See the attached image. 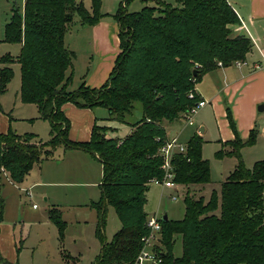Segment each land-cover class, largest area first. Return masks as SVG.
Wrapping results in <instances>:
<instances>
[{
	"label": "trees",
	"instance_id": "trees-1",
	"mask_svg": "<svg viewBox=\"0 0 264 264\" xmlns=\"http://www.w3.org/2000/svg\"><path fill=\"white\" fill-rule=\"evenodd\" d=\"M92 1L93 13L77 0H25L23 13L13 8L5 41L20 43L21 51L16 57L0 56L5 65L0 69V95L14 77L11 65L19 63L21 100L37 105L39 117L50 123L51 130L47 141L34 133L0 131V167L19 184L59 147L85 151L98 159L103 170L101 197L91 204L97 210L96 235L101 242L96 264H134L148 232L149 186L165 173L161 148L168 135L164 123L180 120L197 103V91L194 97L190 93L206 73L220 67L219 62L228 67L246 60L254 43L246 34L234 32L241 19L228 0H179L180 6L157 0L162 3L135 12L127 10L131 0H126V6L122 4L114 15L121 51L109 79L101 87L84 82L69 90L76 53L67 47L65 35L76 16L86 25L104 16L101 0ZM136 102L141 103L143 116L131 124L132 132L125 138H109L111 128L99 124L89 140L70 138L66 103L104 107L108 120L127 122ZM230 123L235 131L232 119ZM256 140L255 129L246 141L236 133L227 144L238 164L221 190H214L207 201L187 195L183 219H162L165 264H264V159L247 168L241 158V150ZM203 142L195 133L186 151L175 156L176 183L210 182ZM109 205L115 208L121 227L111 241H105ZM59 211L52 208L50 217L63 237L65 222ZM175 234L182 235L180 257L172 253Z\"/></svg>",
	"mask_w": 264,
	"mask_h": 264
},
{
	"label": "rangeland",
	"instance_id": "rangeland-1",
	"mask_svg": "<svg viewBox=\"0 0 264 264\" xmlns=\"http://www.w3.org/2000/svg\"><path fill=\"white\" fill-rule=\"evenodd\" d=\"M163 1L174 6L181 5L179 0ZM77 2L82 3L90 13H93L92 0H77ZM229 2L241 13L248 10L247 0H230ZM24 3L25 0H0V56L10 54L16 57L20 54V43L5 41V27L12 19L13 8L17 7L20 13H23ZM160 3L162 2L157 0H131L126 6V0H101L100 11L104 15L114 16L122 4L126 6L129 12H135L147 5L158 6ZM245 19L250 28L253 29L255 26L256 35L259 36L254 38V42V39L246 31L243 33L249 36L255 44L251 52L252 55L248 58L250 65H252L253 61L260 63L263 57L264 48L261 45L264 46V13L259 17L249 18L248 16ZM250 19H254V25L249 24L252 22ZM83 25L80 18L76 16L66 33L67 47L72 50V47L78 48L77 52L75 51L73 82L69 86V90H76L84 83L85 76L81 77L80 68L88 65V58L83 50L85 47L82 33ZM236 27L238 28L239 25L233 26V29ZM234 32L239 34L235 30ZM75 40L78 41L79 46ZM240 61L243 64L235 65L234 62L230 65L232 71L237 74H239L238 69L248 68L246 60ZM3 66L5 65L0 63V69ZM11 66L14 69V77L9 83L7 91L0 95L2 108L0 110V131L12 130L20 135L34 132L38 134L39 138L47 141L50 139V123L39 117L37 105L22 102L20 97V64L15 63ZM219 66L221 67V65ZM87 68L89 67L85 69L87 70ZM85 72L83 71L84 74ZM261 105H264V73L262 69L255 68L249 79H246V76L242 78L237 89L235 86L232 87L228 95L221 90L216 101L209 102L201 108L194 117L193 126L187 128L183 138L190 137L194 130L199 129L201 123L205 125L207 131L203 137V158L210 162L211 180L208 183L178 184L177 188H165L160 184H150L147 192L148 201L145 206L148 215L163 217L167 214L169 220H181L185 214L184 200L187 195L196 199L204 197L207 201L214 190L220 191L222 183L238 164L237 157L228 153L232 147L227 144V141L236 137V133L242 140L246 141L253 129L257 132L256 143L252 146H245L241 150L244 165L247 168H252L256 161L263 160L264 110L259 109ZM100 110L103 116H110L107 108ZM10 116L17 119L10 121ZM142 116L141 103L136 102L133 113L127 116V122L103 119L102 125H107L112 129L107 132L109 138L123 139L131 133V124L141 119ZM230 119L234 121L236 132L230 123ZM167 124L169 122L166 121L164 125ZM172 125L180 128L189 124L181 118ZM185 143L187 144V141ZM62 152L63 148L59 147L55 151L57 160L49 163L60 170L67 164L76 162V159L73 158L60 164L61 161L58 160ZM220 152H223L222 157L218 156ZM76 165L78 174L62 178L65 182L63 186L37 179L38 167L21 184L13 183L9 175L0 170V214L2 218L16 227V233L21 234L20 231L24 224L27 230L23 243L19 242L18 244L19 258L17 264H96L101 242L96 235L97 210L91 204L97 202L101 197L99 185L102 169L98 162L95 163L90 159L88 161L78 160ZM172 169L175 172L174 167ZM48 176L45 173L43 179L56 180L58 178ZM36 181H40L41 184L31 188L32 197H30L27 191L23 189ZM172 195H175L176 199H172ZM45 197H48L49 200H46ZM52 208L60 210L62 220L65 222L63 237L60 235L58 226L50 217ZM120 227L121 223L116 210L109 205L104 230L105 241H111ZM173 240L172 253L175 257H180L183 254L182 235L175 234ZM162 242L164 243V240ZM163 248L167 250L166 245H163Z\"/></svg>",
	"mask_w": 264,
	"mask_h": 264
},
{
	"label": "crops",
	"instance_id": "crops-1",
	"mask_svg": "<svg viewBox=\"0 0 264 264\" xmlns=\"http://www.w3.org/2000/svg\"><path fill=\"white\" fill-rule=\"evenodd\" d=\"M247 1L249 4V7H248V10L244 11L243 13H241L232 4V6L238 13L241 19V22H242V25H239L238 28L237 27L234 28V30L238 32L239 34L245 32V29L242 27L243 24L246 25L248 28H250L245 18H247L248 16L249 18L259 17L261 14L264 13V0H251V2L250 0H247ZM250 21L252 22H249V24L254 25V19L253 20L250 19ZM249 30H250V33L253 39L259 37L256 35L257 32L255 30V26L253 29L250 28ZM82 33H83V40L85 43V47L83 48V50L85 51L86 56L88 58V61H87L88 65L86 67H89V68H87V70L85 69L86 67H83V66L82 68H80V72H82L81 77L85 76L84 82H86L88 86L95 87V88L101 87L109 79L112 69L115 65L116 59L121 51L118 21L113 15L111 16L104 15L100 19V21H98L94 25L84 24L82 28ZM75 41L76 43H78L77 40ZM65 42L67 43V34L65 35ZM78 46H79V43H78ZM254 47H255V44H254ZM261 47L264 48V46L262 45ZM72 48L74 51L77 52L78 48L76 47H72ZM251 52L248 54L247 59H246V62H247L246 66H248V68L244 70L238 69L239 74H237L236 72H233L232 68H230L231 66H228V67L221 66L213 71L206 73L202 81L198 83V85L196 86V91H197V94L200 96V98H204L208 100L209 102H213L214 100L216 101V99L219 97L221 90L225 92L226 95H228L230 94V89L232 87L235 86L236 89L239 87V84L242 82V78L244 76H246V79H249V77L252 75V71H254V69L257 68V64L261 63V62L257 63L256 61H253L252 62L253 64L251 63L252 65H250L249 63L250 59L248 58L251 57L252 55ZM95 57H96V60H95ZM74 67H75V64H74ZM83 71L85 72V74L83 73ZM238 75L240 78L237 77ZM222 77L223 79L221 80ZM63 108L71 122L70 138L73 140H89L91 138L92 129L94 125L95 124L102 125L103 119L105 120L109 118V117L103 116L102 112H100L101 111L100 109L104 107L82 108L73 103H66ZM9 119L11 121L17 118L10 116ZM172 124L169 123L167 125H164V127L167 130L168 137L171 138L174 136H178L184 142L188 141L195 133H199L202 137H204V134L207 131V128L205 127V125L201 123V126L199 127V129L194 130L193 134L190 137H187L186 139H184L183 136L186 133L187 128L193 125L176 128V126H173ZM201 129H203V131H201ZM131 132H132V127H131ZM36 135L38 136V134ZM60 148H63V147H60ZM73 158L76 159V162L78 160L88 161L89 159L95 163L98 162L100 165V168L102 169V164L98 161V159H96L95 157H93L92 155H90L89 153L85 151L76 150V149L65 150L63 148V152L59 156L58 161H61L60 162L61 164V163H65L67 159H73ZM54 160H57V158H55V153L53 157L44 160L40 165H36L31 170V172L26 177V179L32 174V171L34 169H37V167H38V172H39V174H37V179L47 180L51 184H57L61 186L65 184V182L63 181L64 179L62 178H67L68 176H72V175L74 176L78 174L77 165L75 166L76 162L72 164L69 163L64 168H61L60 170L56 167L51 166V164H49L50 162ZM0 170L4 171L1 167H0ZM45 173H46V176L49 175L48 177H55V178L58 177V178L56 180L43 179V176L45 175ZM101 174L103 176V170H101ZM101 180H102V177H101ZM40 184H41L40 181H36L23 190L27 191L28 195L32 197V194H31L32 192H30L31 188L37 187ZM45 199L49 200L48 197H45ZM34 207L36 206L34 205ZM20 232L21 234L19 232L16 233V227L12 226L10 222L2 218V215L0 214V264H5V262H8L10 264L18 263V258H19L18 244L19 242L21 244L23 243L24 237L26 236V233H27V230L25 229V224L23 225L22 230ZM18 233L19 235H17Z\"/></svg>",
	"mask_w": 264,
	"mask_h": 264
},
{
	"label": "built area",
	"instance_id": "built-area-1",
	"mask_svg": "<svg viewBox=\"0 0 264 264\" xmlns=\"http://www.w3.org/2000/svg\"><path fill=\"white\" fill-rule=\"evenodd\" d=\"M242 27L245 29L246 33L250 37H252L247 26L243 24ZM262 56V61L260 64H257V68L262 69L264 73V50L262 51ZM241 64H243V62H241L240 60L235 61V65ZM219 65L222 66V63L219 62ZM194 95H196V89L191 91L190 97H194ZM208 103V100L199 98L197 103L184 113L182 120H184L189 125H193L194 117L197 112ZM186 148L187 144L178 136L167 138L161 148V155L164 159L163 169L165 173L163 178H155L152 180V183L160 184L165 188H177L178 183H176L175 181V172L172 169V167H174L173 160L177 154L185 152ZM172 199H176V196L172 195ZM146 225L148 232L141 239L142 248L136 257L134 264H165V249L163 248L164 244L162 242V217H158L157 215H150L147 218Z\"/></svg>",
	"mask_w": 264,
	"mask_h": 264
},
{
	"label": "water",
	"instance_id": "water-1",
	"mask_svg": "<svg viewBox=\"0 0 264 264\" xmlns=\"http://www.w3.org/2000/svg\"><path fill=\"white\" fill-rule=\"evenodd\" d=\"M195 73H196V72H195ZM259 109H260V110H264V105H261V106L259 107ZM201 131H203V129H201ZM162 219L166 221V220L168 219V215L165 214V215L162 217Z\"/></svg>",
	"mask_w": 264,
	"mask_h": 264
}]
</instances>
